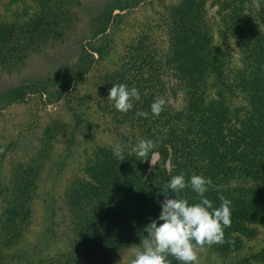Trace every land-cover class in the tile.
Masks as SVG:
<instances>
[{"label": "rangeland", "instance_id": "1", "mask_svg": "<svg viewBox=\"0 0 264 264\" xmlns=\"http://www.w3.org/2000/svg\"><path fill=\"white\" fill-rule=\"evenodd\" d=\"M97 1L0 0V60H9L0 63L3 264H128L131 249L140 246L139 238L146 235L141 222L147 219L149 224L159 216L161 189L167 183L152 172L159 167L156 151L146 160L132 151L139 140H152L165 130V107L155 117L150 105L164 97L165 106L179 110L190 102L189 93L203 92L213 79L200 72V61L215 58V52L218 58H227L225 49H231L230 68L236 69L246 59L238 36L257 23L253 17L244 18L240 31L235 19L240 14H255L258 19L264 9V0H143L126 10L115 9L118 16L106 38L90 42L101 56L93 53L89 69L72 81L69 76L76 58L83 55L80 43L88 27L86 18L93 15ZM259 27L264 31V22ZM246 41L252 43L250 37ZM261 49L264 58V44ZM184 58H188V71L182 66ZM186 75L193 78L183 79ZM47 76L51 78L46 81L47 93L9 100L12 85L37 78L44 82ZM114 83L140 92V100L133 101L127 113L116 110L107 99ZM61 86L66 89L57 95L55 90ZM138 111L149 115L138 117ZM198 126L183 130L184 136L190 138ZM205 137L199 134L195 142ZM116 144L123 149L122 161L113 154ZM166 152L170 157L172 151ZM179 154L180 161L187 160L184 148ZM102 183L115 195L112 199L101 201V192L95 194L94 188ZM188 188L181 195L187 198L190 192L189 202H198L197 194ZM205 195L217 198L212 189ZM222 195L232 201L231 220L233 214L253 211L264 220V201L244 197L240 186ZM120 218L131 220L117 222ZM101 220L114 221L117 227L105 229ZM109 236L122 243L117 245ZM225 241L206 246L197 264H264V223L246 229L231 223L225 228ZM168 259L179 264L172 256Z\"/></svg>", "mask_w": 264, "mask_h": 264}, {"label": "trees", "instance_id": "2", "mask_svg": "<svg viewBox=\"0 0 264 264\" xmlns=\"http://www.w3.org/2000/svg\"><path fill=\"white\" fill-rule=\"evenodd\" d=\"M142 1L99 0L95 3L96 10L93 12V15L86 18L88 27L86 34L81 37V41L84 43H80V51L83 55L80 54L76 58L77 63L72 69L69 80L73 81L75 78L86 73L94 61L93 53L101 56L99 48L90 44V42L96 37H101V39L106 38V32L110 24L118 16L113 11L115 9L122 11L132 8ZM188 9L192 10L190 7ZM240 15V17L237 15L235 19V25L240 31L244 29L241 26L245 22L243 21L244 18L252 20L253 17L254 20L252 21L257 23V27L251 30L245 28L243 36L241 34L238 36L242 41L241 44L244 45L241 52L245 55L246 59L240 60V65L236 69H231L230 52L232 50L229 48L225 49L224 57L227 58H218L220 55L215 51V53L213 52L215 58H202L200 61V72L204 76L205 74L206 76L211 75L212 82L206 84L203 92L189 93L190 102L184 103V105L180 106L179 110H171L169 106H165L166 112L163 119V130H165H162L161 134L152 138V141L155 142V147L149 153L153 151L158 153L159 167L152 172L158 176L160 181L168 182L172 176L181 172L185 174L186 180H189L193 174H202L205 177H210L213 184L220 187L219 192L214 188H210L215 191L214 196L217 198L219 194H226L229 191L234 193L237 187L240 186L244 197H249L255 203H260V201H264V58L263 52H261L264 44V39L261 36H264V31L261 30L259 24L264 22V9L262 16H259L258 19L255 14L254 16L250 14H244L246 16ZM249 37L252 43L246 41L249 40ZM85 42L88 43L86 44ZM244 42L246 44H243ZM252 55L253 58H248ZM184 59L185 62L182 63V66H185V70L188 71V58ZM8 61V59H3L0 60V63L7 64ZM68 71L70 72L71 69L68 68ZM182 78L191 79L193 75L182 76ZM47 79L51 78L47 76L44 82L42 79L37 78L22 84L12 85L9 88L8 95H12L9 100L21 99L27 93H47L45 90ZM64 89L66 87L63 88L61 86L55 92L59 95ZM209 89H212V94L208 93ZM10 92L13 94H10ZM182 101H187V99L185 98ZM183 115H186L185 119L189 122H191L192 118L195 119L197 121L196 124L191 125L190 123H186ZM197 124L199 126L196 132L192 133L190 138H186L183 130L196 128ZM199 134H205L206 137L195 142V138ZM183 148L188 152V155L186 154L187 156L184 157L187 159L186 161H180L181 158L178 159L181 155L179 151H182ZM169 149L172 151L170 157L168 156V152H166ZM165 162H168L166 168L164 167ZM94 189L95 194L101 192L98 196L101 201L112 199L115 196L108 189V184L106 183H102ZM148 192H146L147 196ZM84 193H87V189ZM189 193L187 192L186 194L188 200L191 197ZM171 196L174 197L175 194ZM217 198H213L212 200L214 206L221 203L219 198L218 200ZM149 200L152 209H156L154 200ZM138 209L140 211V206ZM233 215L231 223L235 227L246 229V227L252 224L264 223L263 218L255 213V211L249 215ZM130 220L126 219L124 221L120 218L117 222L125 223ZM101 221L104 222L105 229L106 225L109 228L117 227L114 221ZM94 222L97 223L98 220H94ZM141 223L142 225H140L144 228L148 225L147 219H143ZM140 225L136 228H140ZM9 236L11 237V235ZM109 237L117 245L122 243L120 238L113 239L111 236ZM142 239L139 238L138 241ZM71 246L73 247L74 245ZM71 246L69 249H71ZM15 254H18V251ZM3 261L4 258L0 250V264H3Z\"/></svg>", "mask_w": 264, "mask_h": 264}, {"label": "clouds", "instance_id": "3", "mask_svg": "<svg viewBox=\"0 0 264 264\" xmlns=\"http://www.w3.org/2000/svg\"><path fill=\"white\" fill-rule=\"evenodd\" d=\"M107 99L116 110L127 113L133 108V101L140 100V92L136 87L114 83ZM166 103L164 97H157L150 105L153 116L158 117ZM136 115L147 118L149 113L138 111ZM154 147L155 142L151 139H141L132 151L142 158L140 160H146ZM0 151L3 149L0 148ZM113 154L119 161L125 159L119 144L113 146ZM188 187L197 194L198 202L190 203L181 195ZM210 188L220 191V187L214 185L210 177L202 174H193L190 180H186L183 172L172 176L161 189L164 199L159 216L145 226L146 235L140 246L131 249L132 258L128 264H171L169 256L174 257L179 264H197L198 254L206 246L223 245L226 242L225 228L231 227L232 201L220 195L221 203L215 207L205 195Z\"/></svg>", "mask_w": 264, "mask_h": 264}]
</instances>
